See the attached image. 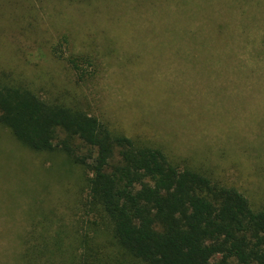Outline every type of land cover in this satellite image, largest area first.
<instances>
[{"label": "rangeland", "instance_id": "rangeland-1", "mask_svg": "<svg viewBox=\"0 0 264 264\" xmlns=\"http://www.w3.org/2000/svg\"><path fill=\"white\" fill-rule=\"evenodd\" d=\"M0 71L264 208V0H0ZM86 177L0 126V264L103 223Z\"/></svg>", "mask_w": 264, "mask_h": 264}, {"label": "trees", "instance_id": "trees-1", "mask_svg": "<svg viewBox=\"0 0 264 264\" xmlns=\"http://www.w3.org/2000/svg\"><path fill=\"white\" fill-rule=\"evenodd\" d=\"M0 126L34 152L58 151L85 168L87 207L103 220L67 248L59 236L23 239L18 263L264 264V208L240 190L179 168L82 109L43 100L4 71Z\"/></svg>", "mask_w": 264, "mask_h": 264}]
</instances>
